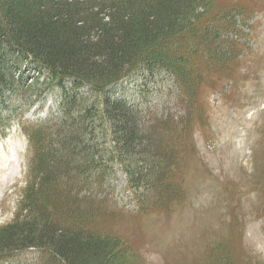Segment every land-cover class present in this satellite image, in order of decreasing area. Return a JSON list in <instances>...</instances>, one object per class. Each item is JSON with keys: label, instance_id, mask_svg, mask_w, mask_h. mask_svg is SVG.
<instances>
[{"label": "trees", "instance_id": "obj_1", "mask_svg": "<svg viewBox=\"0 0 264 264\" xmlns=\"http://www.w3.org/2000/svg\"><path fill=\"white\" fill-rule=\"evenodd\" d=\"M233 3L0 0V96L17 93L11 53L46 73L45 90L53 81L61 89L60 112L27 131L29 180L13 221L0 227L1 255L33 248L40 264H145L127 240L97 220L105 215L101 205L115 204L112 165L133 189L137 210L153 214L172 204L177 188L171 178L184 157L171 134L178 123L169 113L151 118L108 89L134 70H164L186 104L179 118L186 128L182 120L196 95L229 79L236 66L251 9ZM5 108L0 101V134L11 120ZM216 257V263H232L226 248Z\"/></svg>", "mask_w": 264, "mask_h": 264}, {"label": "rangeland", "instance_id": "obj_2", "mask_svg": "<svg viewBox=\"0 0 264 264\" xmlns=\"http://www.w3.org/2000/svg\"><path fill=\"white\" fill-rule=\"evenodd\" d=\"M229 1L251 9L237 41L236 66L227 72L229 79L221 77L213 89L196 95L182 120L186 128L179 119L186 104L166 71L134 70L108 89L151 118L169 113L178 123L171 134L184 157L171 178L177 188L172 204L153 214L137 210L133 189L112 165L115 204L101 205L105 215L97 220L127 240L145 264H220L216 254L224 248L231 264H264V0ZM9 57L19 84L17 93L0 96L7 106L2 114L11 117L0 134V227L13 221L29 180L33 150L25 132L61 109L58 81L46 82L45 90L46 73L17 53ZM86 91H80L81 105ZM39 259L31 248L2 254L0 264H40Z\"/></svg>", "mask_w": 264, "mask_h": 264}, {"label": "bare ground", "instance_id": "obj_3", "mask_svg": "<svg viewBox=\"0 0 264 264\" xmlns=\"http://www.w3.org/2000/svg\"><path fill=\"white\" fill-rule=\"evenodd\" d=\"M6 162V161H5ZM4 166V165H3Z\"/></svg>", "mask_w": 264, "mask_h": 264}]
</instances>
